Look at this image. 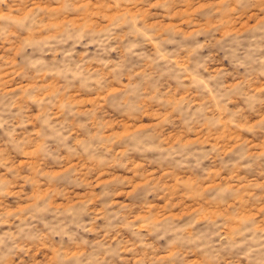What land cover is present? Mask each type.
<instances>
[{"label":"clouds","instance_id":"obj_1","mask_svg":"<svg viewBox=\"0 0 264 264\" xmlns=\"http://www.w3.org/2000/svg\"><path fill=\"white\" fill-rule=\"evenodd\" d=\"M5 19L0 264H264V0H34ZM141 48L149 64L116 75ZM210 170L232 179L203 192ZM141 192L168 209L124 213Z\"/></svg>","mask_w":264,"mask_h":264},{"label":"rangeland","instance_id":"obj_2","mask_svg":"<svg viewBox=\"0 0 264 264\" xmlns=\"http://www.w3.org/2000/svg\"><path fill=\"white\" fill-rule=\"evenodd\" d=\"M34 2V0H8L7 6L4 5H0V29H7L9 27H11V25L7 22V20L5 19L6 17H11V15L13 14V12L19 16L22 15L23 10L30 6L32 3ZM35 2H39V0H35ZM97 2H103V3H110L111 0H97ZM179 45L173 46V48H169L167 45H165L162 48V51L166 52V53H171L172 55H179ZM96 54H94L95 57ZM154 56V51L152 49H144L141 48L139 50V53L137 56L132 57V56H124L123 54H121L120 56H118V62L121 64V69L120 72L117 73L116 75L118 76H131L132 73L134 72V70L137 67H141V66H146L149 64V57ZM171 66L167 65V64H163V65H158L156 66V71L158 72H163V73H168L169 75H171L172 73L169 72ZM260 70L264 71V65L261 66ZM7 72V70H5ZM4 79L7 81V89H12V88H16L17 85L15 83V81L8 79V76L6 74H4ZM258 90H264V84L258 85ZM80 103H91V101H87V100H81ZM148 113H145V116H148ZM152 116L155 115V113L151 114ZM125 128L129 127L128 125H123ZM170 138V137H169ZM198 139H200V141L202 143H207L208 141V137L204 136V137H198ZM214 139L216 140H223L224 139V133L222 132L221 134H219L218 136L214 137ZM239 137H232L229 136L228 140L229 141H234V140H238ZM195 141H186V143H194ZM53 145H55V142H52ZM245 143H247V141H245ZM251 149L253 152H259L260 154L264 155V142L260 143V144H252L251 145ZM101 154V153H98ZM239 159V157L237 155H233L228 157L225 160H216L213 162H210L208 165H206L205 167H216V166H220L223 167L225 169H231L235 162ZM152 163H159V161H152ZM190 163H193L190 161ZM248 163L251 164V167L248 169L249 174H253V175H264V160H259L256 161L255 159L248 161ZM143 167L140 164H136L135 168L139 169ZM147 175L151 176L153 175V173H148ZM164 176H167V173H164L160 176V178L162 179ZM232 177L228 176V177H224L222 176L220 171H208L207 175L204 178L203 183H205V187L202 189L203 192H208L211 189H213L214 187H216L217 184L221 183V182H227L228 180H231ZM197 180L196 178H187V179H181L180 176H173L172 181H171V185H164V187H170V190L172 192H175L177 190V186L179 185H186V186H191L194 183H196ZM108 192L110 193H115V191H117L120 187L119 183H115L112 185H108L106 186ZM257 187H259V185H257ZM79 197H74V199H78ZM119 198L124 199L125 198V194H119ZM112 199L111 196H106L105 200H110ZM219 199V197H218ZM10 206H14V205H10ZM172 208L174 210L179 211L180 215L183 216L186 213H188L190 211V208L185 206V207H181L179 204L177 203H172ZM133 209H135L137 212L143 210L144 212H155L157 214V216L160 215V213L165 212L168 209V204L165 203L164 206L161 207H156V206H147V201L144 199L143 193H137L136 195H134L132 197V203L128 204L126 208H124L122 211L124 213H128L130 211H132ZM200 218L204 219L207 218L211 215L216 214L214 209H204V208H200ZM138 219L140 218L139 216L137 217ZM121 219H123V217H121ZM35 235H39V230L37 229H33V233ZM159 235H164V230L161 229L160 233H158ZM127 235V234H125ZM144 235V234H141ZM35 250V249H34ZM39 258V257H38ZM27 259V258H26Z\"/></svg>","mask_w":264,"mask_h":264}]
</instances>
